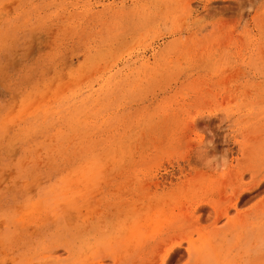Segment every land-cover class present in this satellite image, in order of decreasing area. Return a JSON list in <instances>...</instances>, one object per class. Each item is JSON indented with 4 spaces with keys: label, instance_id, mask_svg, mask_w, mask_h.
Here are the masks:
<instances>
[{
    "label": "rangeland",
    "instance_id": "374dc122",
    "mask_svg": "<svg viewBox=\"0 0 264 264\" xmlns=\"http://www.w3.org/2000/svg\"><path fill=\"white\" fill-rule=\"evenodd\" d=\"M0 264H264V0H0Z\"/></svg>",
    "mask_w": 264,
    "mask_h": 264
}]
</instances>
